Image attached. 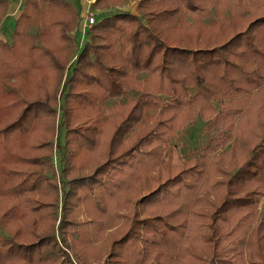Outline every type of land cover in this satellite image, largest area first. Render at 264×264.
<instances>
[{"label": "trees", "instance_id": "16d2710c", "mask_svg": "<svg viewBox=\"0 0 264 264\" xmlns=\"http://www.w3.org/2000/svg\"><path fill=\"white\" fill-rule=\"evenodd\" d=\"M117 1L94 0L92 5L101 7ZM22 3L20 16L10 32V41L0 42V81L5 88H10L5 85L10 81L23 79L33 82L36 78L32 77L33 74L47 67L59 69L52 59L54 47L48 44H52L55 38L60 40L64 28L63 21L56 18L67 17L65 10L73 8L64 0H24ZM211 7L216 12L215 16L203 24L201 21L207 17ZM6 8L7 3L0 0V22ZM137 10L141 12L144 22L126 12L95 19L90 28L94 32L90 40L95 39L101 45L97 47L84 43L76 55L75 65L70 67V73L65 77L64 89L66 85L75 86L80 81L88 85L86 80H92V77L83 76L82 70L89 68L105 80L102 81L103 88L109 89H105V92L111 91L114 97L121 96L125 86L130 89L140 87L143 97L135 101L132 111L139 110L142 114L146 109L158 107L153 97L158 93L164 94L165 101L170 99V102L160 108L158 116L168 117L166 128L164 133L159 132L157 123L161 122L155 121L151 134H141L142 130L132 132L128 136L132 144L127 152L112 161L106 159L97 167L95 174L103 175L108 169H127L132 165L129 168L137 171L128 174L126 181L117 184V191L122 194L126 190L138 189L150 179L153 182L151 172H158L161 168L157 162L161 154H156V151L165 143V136L173 133L176 118L182 123L196 111L202 118H212L214 123L222 127L226 124L230 131L232 125L228 123L229 118L240 116L234 136L231 137V132L227 131V135L210 140L203 147L197 165L180 171L172 179H166L155 189L147 191L136 205H153L165 210L171 208L170 212L164 211L165 217H158V225L165 229L159 230L157 235L160 239L154 251L158 264H221L225 256L239 255L240 249L245 250V263L252 257L264 259V219L255 218L258 214L256 200L260 196L257 192L260 191L259 186L264 184V0H140ZM73 11L77 15L74 8ZM36 14L40 17L38 20L35 19ZM187 16L191 17L192 27L197 31L193 39L185 35L190 27ZM29 24H39L41 33L33 38L28 36L24 28ZM205 28L209 32L204 35L206 38H197L200 30ZM177 32L180 36L174 35ZM106 64H109L108 67ZM139 72L149 76L142 84L131 81ZM37 77L38 82L43 81L42 74ZM190 87L197 90L193 95L187 94ZM68 95V92L62 94V102L58 104L61 110L58 128H66L68 124ZM220 96L229 101L228 108L213 114L209 104ZM18 99L12 88L5 93L0 88V126L13 115H18L0 130V217L5 219L9 215L7 221L10 223L3 226L4 232L10 235L9 230L14 228L11 238L5 236L4 240H0V262L52 264L45 257L57 252L56 239L52 232L50 235L48 233L55 222L56 209L41 199L33 201L26 198L24 193L43 198L40 192L42 186L50 187L53 183L38 176L28 188L23 189L21 181H17L22 172L18 160L20 152L23 149L30 151V148L18 142L15 144L14 138L12 143L9 140L13 132L19 134L24 131L23 135H29L30 122L38 114L50 116L53 110L46 105L44 98L24 105L21 113L17 114ZM260 117H263L261 121ZM116 134L108 141L109 150H102L99 154H111L110 147ZM226 145H229V150L223 151ZM57 148L61 152L57 160L59 173L66 175L71 167L69 150H65L64 145H58ZM239 159L242 160L240 165L235 170L231 169ZM32 163V167L50 169V157L35 158ZM216 177L226 179L221 185L224 192L219 197L213 190L215 184L211 183ZM252 185L254 189L249 190ZM236 188L246 193L238 196ZM51 191L57 197L55 186ZM63 194L62 201L65 203L71 193L65 191ZM217 197L216 205L211 199ZM22 198L35 206L26 208L18 205ZM132 208L134 215L136 207L132 205ZM206 209H212V212L204 217L207 225L199 228L198 221L202 219L199 216ZM93 214L90 213L91 217ZM105 215V219H101V228L97 230H103L105 223L112 227L117 224L115 212L111 216L107 211ZM133 215L127 233L112 245L109 244L107 255L115 246L129 245L131 241L144 245L137 241L136 229H148L153 234L156 232L157 226L153 224L152 218L135 221ZM173 216L188 220V229L182 228V224L176 229H169L166 219ZM236 216L239 217L234 218ZM95 227L98 228L99 224ZM21 229L32 233L25 232L28 234L25 236L17 234ZM203 229L205 232L202 233ZM35 232L39 236L35 237ZM33 238L35 242H15L17 239L22 242ZM78 251L82 253L78 258L79 264H84L88 257L82 250ZM128 254L124 256L121 253L123 259L120 263L133 264L132 252Z\"/></svg>", "mask_w": 264, "mask_h": 264}, {"label": "rangeland", "instance_id": "374dc122", "mask_svg": "<svg viewBox=\"0 0 264 264\" xmlns=\"http://www.w3.org/2000/svg\"><path fill=\"white\" fill-rule=\"evenodd\" d=\"M4 1L7 3V8L0 22L1 43L10 41V32L13 29L15 20L20 16L22 2L24 0ZM64 1L69 2L73 6L77 15L74 14L73 8H71L70 10H65L67 17L60 16L56 18L59 21H63L64 28L61 32L60 40L55 38L52 44L49 43L48 45L54 47L52 59L59 69L56 70L47 67L44 71L35 72L32 76L36 77L33 82L20 79L22 81L16 80L15 82L10 81L11 83H5V85L12 88V91L16 92L18 95L19 102L17 107L19 108L17 114L21 113L24 105L36 102V100L42 101L44 98L46 100V105L53 110L50 116L38 114L37 118L30 122L28 126L29 135H23L24 131L19 134L13 132L14 135L11 136L9 142L12 143V138H14L15 144L18 142L30 148V151H24L25 149H23L22 152H20V158L18 160L20 163L17 162L22 166L20 170L22 172L20 174L21 178L17 181H21L20 183L23 184V189L28 188L32 180L38 176H43L53 183L50 187L42 186V191L40 192L45 198L24 193L26 198H31L33 201L41 199L45 204L50 203L53 208L56 209L55 222L52 223V229H50L48 233L50 235L52 232L54 239H56L55 251L57 252L50 253L45 257L48 260L50 259L52 264H79L78 258L82 253H79L78 249L86 253L88 257L85 259L84 264H112L115 262L123 264L120 263L123 259L121 253L126 256L129 252H132V258L134 257L132 260L133 264H158L154 251L155 245L160 239L157 235L159 230H165L160 224L158 225V217H165L164 211L170 212L171 208L169 207L168 210L157 209L153 205L140 207L136 205V202L143 194L149 190L155 189L158 184L164 182L166 179H172V177L177 175L180 171H184L194 164L197 165L200 162L198 158L202 156L203 147L206 146L210 140L215 139L217 136L227 135V131L229 133L231 132V137L234 136V129L238 120H240V116L229 118L228 123L232 125L230 131L227 130L226 124L222 127L218 125V123H214V119L212 118H202L196 111V113L194 112L193 115H190V117L182 123H179L176 118L174 121L173 133L165 136V143L160 146V150L156 151V154H161L157 161L161 168L158 172H151L154 181L152 182V179H150L149 182L140 185L138 189L134 190L133 188L131 191L126 190V192H121L122 194H119L117 191V184L126 181L127 175L137 170H135V168H129L132 165L127 169L119 170L118 167L112 169V165L109 166L112 170L109 171L108 169V172L105 174L96 175L97 167L102 165L106 159L112 161L115 157L127 152L132 144V141L128 140V136L132 132L142 130L141 134H149L155 123L161 122L160 124L157 123L158 131L164 133L166 128L165 123L168 117L158 115L160 113V108L168 105L170 99L166 102V96L158 93L153 97L158 107L146 109L142 114L140 113L141 111L138 112L139 110L132 111L135 106V101L143 97V90L140 89V87L130 89L125 86L121 96L114 97L111 91L108 92L109 89L105 88L108 90L105 92L103 88L104 83L102 84V81L105 80L89 68L82 70L83 76L92 77V80H86L88 85L80 81L78 85L70 86L68 84L64 89L65 77L70 73V67L75 65L77 61L75 60L77 59L76 55L84 46V43L87 42L91 46L96 45L97 47L101 45L96 42L95 39L90 40L94 35V32L90 30L91 27L89 29L84 27V22L85 19L88 18V14L94 15L95 19H99L100 17H106L110 14L126 12L138 18L140 22H144L141 17V12L137 10V4L140 0H118L117 3L105 4V6L101 7H95L93 5L88 7L87 0ZM159 1L162 2L163 0ZM215 13L214 8L211 7L207 11V17L201 22L203 24L206 23L208 19L215 16ZM35 17L36 20L40 18L37 14ZM190 19L191 17L187 16V23L190 27L189 30L185 32V35L193 39L197 31L192 27V21ZM24 29L26 34L32 38L37 33H41L39 24H29ZM205 32H207L206 28L200 30L197 38H206L204 35L209 32ZM174 35L180 36L178 32L174 33ZM209 37H211V35ZM35 44L37 45L39 42H35ZM106 65L108 67L109 64ZM40 74L43 76L42 82H38L37 80V75ZM148 77L146 73L139 72V74L134 75L131 81L142 84ZM79 79L80 78L77 77V81H79ZM0 88L4 93L7 89H10L7 87L5 88L2 81H0ZM189 91H187V94L191 93V95H193L197 90L194 87H190ZM66 92L69 93L66 108V120L68 124L64 129L63 127L58 128L59 111H61L58 104L62 102V94ZM228 103L229 101L225 97L220 96L209 104V109L213 114H216L228 108ZM252 113L253 111L250 112V114ZM17 116L18 115H13L10 119L3 122V125L0 126V130L14 121ZM139 117L141 119L136 124ZM249 117L253 118L252 115H249ZM61 119L63 120L62 115ZM262 119L263 117H260V121ZM115 132L117 134L111 143V154L108 156H105L104 153L99 154L102 150H109L107 147L109 146L108 141H110ZM58 145H64L65 150H69L71 167L66 175H60L59 173L60 166L57 160L61 152L57 148ZM228 147L229 145H226L223 151L229 150ZM32 151H36L37 153H33ZM46 156L47 158L50 157L49 170L43 167L31 166L35 158L42 159ZM241 162V159L237 160L235 166H232L231 169L235 170ZM225 181L226 179L224 177H216V179L211 181L213 185L215 184L213 190L218 194V197L224 192L221 185L225 183ZM54 186L57 190V197L54 195L55 193L51 191ZM259 187L260 191L257 192V194L260 196H258L256 200L258 203L256 208L258 214L255 215V218L261 220L262 218L264 219V184ZM248 189H254V185L250 186ZM65 191L71 194L69 198L66 199L65 203H63L62 198ZM236 192H238V196L246 193L245 190H240L238 188H236ZM218 197L216 199H211L214 204H216ZM18 205H23L26 208L35 206L30 201L28 204L25 198L19 200ZM132 205L136 207L134 215V208H132ZM107 211L111 216L112 212L117 214V224L112 227L105 223L103 230H97L101 228V219H105ZM211 212L212 209L203 210V213L199 217L203 219ZM90 213H94L93 217H91ZM99 214L101 218L98 219ZM132 215L135 221H140L146 217L152 218L153 224L157 226L156 232L153 234L148 229H136L135 232H137L138 235L136 239L141 243H145L144 245L131 241L129 245L122 244L119 248L115 246L112 251H109L110 254L107 255L108 252L106 251L109 244L112 245L111 243H114L119 238L121 239L127 233L130 226L129 220ZM237 217L239 216L234 218ZM202 219L198 221L199 228H201V225H207V220H205V218ZM7 220L9 221V215L6 216L5 219L0 217V240H4L5 236L11 238L13 227H11L12 229L10 230L8 229L10 235L2 230L3 226H7L8 223H10ZM95 220H99L100 222H96ZM166 221L170 226L169 229H176L179 224L180 226L182 224L181 227L185 230L188 229V220L181 219L180 216L167 218ZM98 224L99 227L96 228L95 226ZM251 227L254 228V225H251ZM224 231L226 233L227 229ZM25 232L32 233V231L21 229L17 234L24 235ZM203 232H205V229H203L202 233ZM35 234L36 232L34 235ZM37 236H39V234L35 235V237ZM35 240L33 238L21 242L17 239L15 242L26 244L35 242ZM233 243L234 241L232 244ZM152 244H154V246H152ZM238 254L240 256L237 255V253L233 255V257L223 256L224 261L221 264H264L263 258L256 257L250 258L249 261L245 263V250L243 249H240ZM129 255L130 254H128V258L130 257ZM86 256L84 255V257ZM92 256L98 257L91 258ZM130 260L131 257L129 261ZM0 264H5V262L2 261Z\"/></svg>", "mask_w": 264, "mask_h": 264}, {"label": "built area", "instance_id": "2783aa9c", "mask_svg": "<svg viewBox=\"0 0 264 264\" xmlns=\"http://www.w3.org/2000/svg\"><path fill=\"white\" fill-rule=\"evenodd\" d=\"M93 2H94V0H87L88 7H90V5H92ZM87 16H88V18L85 19L84 27L89 29L90 27L93 26V24L95 22V17H94V15H91V14H88Z\"/></svg>", "mask_w": 264, "mask_h": 264}]
</instances>
